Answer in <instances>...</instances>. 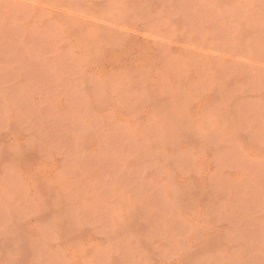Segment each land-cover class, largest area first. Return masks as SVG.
<instances>
[{
	"label": "rangeland",
	"instance_id": "rangeland-1",
	"mask_svg": "<svg viewBox=\"0 0 264 264\" xmlns=\"http://www.w3.org/2000/svg\"><path fill=\"white\" fill-rule=\"evenodd\" d=\"M0 264H264V0H0Z\"/></svg>",
	"mask_w": 264,
	"mask_h": 264
}]
</instances>
